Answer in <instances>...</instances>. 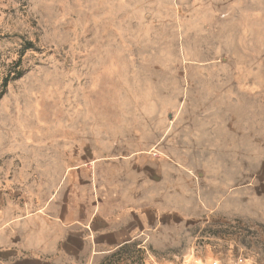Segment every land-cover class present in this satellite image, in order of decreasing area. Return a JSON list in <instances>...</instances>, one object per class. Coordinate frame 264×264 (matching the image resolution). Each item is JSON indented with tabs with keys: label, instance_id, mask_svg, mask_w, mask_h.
Returning <instances> with one entry per match:
<instances>
[{
	"label": "rangeland",
	"instance_id": "obj_1",
	"mask_svg": "<svg viewBox=\"0 0 264 264\" xmlns=\"http://www.w3.org/2000/svg\"><path fill=\"white\" fill-rule=\"evenodd\" d=\"M121 140L188 172L173 232L101 264H264V0H0V179Z\"/></svg>",
	"mask_w": 264,
	"mask_h": 264
},
{
	"label": "crops",
	"instance_id": "obj_2",
	"mask_svg": "<svg viewBox=\"0 0 264 264\" xmlns=\"http://www.w3.org/2000/svg\"><path fill=\"white\" fill-rule=\"evenodd\" d=\"M128 147L121 140V155L98 158L75 150L53 184L0 179V264H101L173 232L177 214L162 206L185 163Z\"/></svg>",
	"mask_w": 264,
	"mask_h": 264
},
{
	"label": "built area",
	"instance_id": "obj_3",
	"mask_svg": "<svg viewBox=\"0 0 264 264\" xmlns=\"http://www.w3.org/2000/svg\"><path fill=\"white\" fill-rule=\"evenodd\" d=\"M242 263H243V260L241 258H238L235 261L228 263V264H242ZM206 264H223V263H221L218 260H212L211 262L206 263Z\"/></svg>",
	"mask_w": 264,
	"mask_h": 264
}]
</instances>
